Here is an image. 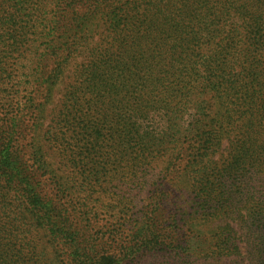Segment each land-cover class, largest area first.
<instances>
[{
  "label": "rangeland",
  "instance_id": "374dc122",
  "mask_svg": "<svg viewBox=\"0 0 264 264\" xmlns=\"http://www.w3.org/2000/svg\"><path fill=\"white\" fill-rule=\"evenodd\" d=\"M14 1V10L18 11L11 19L15 37L12 33L4 40L0 37V65L7 68L0 85V116L23 115L28 125L25 143L29 147L42 146L51 165L49 173L43 172L44 179L53 186L59 183L60 201L76 221L92 226L94 240L89 245L93 264H231L245 257L250 264H264V258L258 255V240L252 244L256 255L249 257L245 253L246 230L241 221L250 214L264 217V149L262 153L259 150L261 155L253 162L250 160L252 164L240 177V187L237 184L232 188L237 204L236 210L231 209L235 219L221 212L220 197L213 185L224 162L220 154L213 158L214 162L205 164L199 159L193 162L196 159L190 151L175 153L173 143L161 152L157 148L145 149L174 133L168 125L154 126L156 133L139 135L135 137L138 142L127 145L119 139L124 137L122 131L113 134L116 141L107 133L90 154V58L96 44L110 42L108 30L113 25L107 14L117 0H27L25 5ZM121 1L125 4L127 0ZM258 1L237 0L235 9L245 6L255 12ZM223 2L206 0L200 4L194 0L189 10H214ZM163 8L176 13L186 8V0L165 1ZM262 9L256 13H262L260 21L250 17L246 24L241 16L236 17L238 49L243 50L246 41L251 54L247 64L241 57L235 66L240 70V65H247L248 70L261 76L263 89L255 93L258 118L254 119L252 139L264 147V6ZM47 50L58 53L50 56L51 61L43 65L44 72L36 76L38 58ZM72 92H78L77 100H71L77 101L72 103L83 110L85 118L78 112L67 114L78 110L69 102ZM218 97L217 103L211 101L214 112L210 118L215 121L219 119L217 104H221ZM206 98L212 99V95ZM78 114L84 118L80 124L79 119L74 120ZM195 114L202 118L205 112L199 106ZM65 115L71 116L69 122ZM238 119L240 114L233 121ZM52 127L59 136L56 147L49 143L48 130ZM227 131L240 140L237 126ZM190 143L196 146L198 142L192 139ZM206 181L213 185L209 189L212 198L205 197L202 183ZM148 222L155 223L156 230L151 232ZM256 226L253 223L254 230L257 228L258 233L261 229L260 237L264 238V226ZM19 234L25 231L21 229ZM228 238L235 240L240 254L221 260L219 252ZM40 243L43 246L33 264H82L70 262L65 249L52 247L43 238Z\"/></svg>",
  "mask_w": 264,
  "mask_h": 264
},
{
  "label": "trees",
  "instance_id": "16d2710c",
  "mask_svg": "<svg viewBox=\"0 0 264 264\" xmlns=\"http://www.w3.org/2000/svg\"><path fill=\"white\" fill-rule=\"evenodd\" d=\"M20 1L22 5L27 2ZM165 1L169 2L127 0L124 4L117 0L108 8L107 19L113 25L108 30L110 42L96 44L90 58V154L97 149V142L105 140L107 133L116 141L113 134L122 131L124 137L119 139L127 145L138 142L135 137L139 135L156 133L154 126L168 125L174 133L155 140L145 149L157 148L161 152L173 143L175 153L190 151L196 159L193 162L199 159L205 164L214 162L213 158L220 154L224 162L213 185L220 197L221 212L226 211L225 217L235 219L231 209L237 204L232 188L237 184L240 187L243 183L240 177L261 155L259 150L262 153L264 149L252 139L256 128L254 119L258 118L255 93L263 89L261 76L248 70L247 65H240V70L235 66L241 57H245L244 64H247L251 54L246 41L243 50L238 49L235 22L240 16L246 24L250 17L260 21L262 13H256L263 10L264 0L258 1L255 12L245 6L235 9L237 0H224L214 10H189L194 0H186V8L176 13L163 8ZM199 1L203 4L206 0ZM15 5L14 0H0L2 40L16 31L11 23L18 12L14 10ZM244 28L247 37V25ZM128 36L131 38L126 39ZM251 45L255 47L253 42ZM47 51L38 58L36 76L44 72L43 65L51 61L50 56L58 53ZM6 69L0 65V85ZM77 95L78 92H72L68 100L75 109L79 107L72 102H77ZM208 95L212 99H207ZM216 96L221 104H217L215 112L219 119L215 121L210 116L214 112L211 101L217 103ZM199 106L205 112L202 118H196L195 108ZM82 111L67 114L78 112L85 118ZM236 114H240V119L233 121ZM80 115L74 118L79 119V124L84 119ZM65 118L69 122L71 116L65 115ZM232 125L239 128L240 140L236 141L227 131ZM27 127L23 115L0 116V264L35 263L38 249L43 246L41 238L52 247L65 249L70 262L93 264L92 226L76 221L60 201L59 183L54 182L53 186V182L44 179L43 172L49 173L51 165L42 146L29 147L25 143ZM130 133L134 137H125ZM48 134L49 143L56 147L57 129L52 127ZM192 139L198 142L196 146L191 145ZM202 184L205 197H210L209 189L213 185L210 181ZM263 219V214H250L241 219L246 230L244 251L249 257L256 255L252 244L258 240V255L264 258V238L260 237L263 233L261 229L257 233L253 227L257 223L263 228ZM146 226L151 232L156 230L155 223L148 222ZM21 229L25 231L22 236ZM219 253L221 260L239 256L240 247L228 238ZM246 259L230 261L250 264Z\"/></svg>",
  "mask_w": 264,
  "mask_h": 264
}]
</instances>
